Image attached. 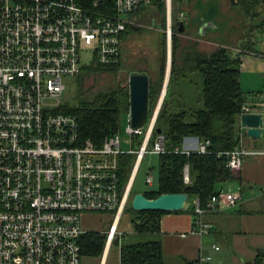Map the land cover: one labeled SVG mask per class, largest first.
Listing matches in <instances>:
<instances>
[{
  "label": "built area",
  "instance_id": "2783aa9c",
  "mask_svg": "<svg viewBox=\"0 0 264 264\" xmlns=\"http://www.w3.org/2000/svg\"><path fill=\"white\" fill-rule=\"evenodd\" d=\"M161 1L168 59L171 0ZM177 1L181 6L176 15L183 25L184 4L191 0ZM141 6L153 11L150 0H0V264H79L82 211H111L100 263L113 235L124 233L116 222L139 160L144 152L163 150L159 131L147 145L158 100L144 126H132L127 109L123 126L98 144L79 135L73 114L53 107L62 99L63 77H74L81 60H118V33L126 24H138L130 16ZM244 110L260 112L262 125L264 100L241 107L236 115L239 140L217 151L234 173L244 151L239 122ZM208 141L196 139L193 148L204 151ZM122 150L135 154L126 179L119 183L116 154ZM183 172L186 176V164ZM151 179L146 173L144 181ZM260 190L264 192V186ZM238 198V185L219 187L206 205L221 208ZM192 209L193 229L208 230L210 223L199 217L202 206L197 199ZM208 257L199 256L198 264H206Z\"/></svg>",
  "mask_w": 264,
  "mask_h": 264
},
{
  "label": "trees",
  "instance_id": "16d2710c",
  "mask_svg": "<svg viewBox=\"0 0 264 264\" xmlns=\"http://www.w3.org/2000/svg\"><path fill=\"white\" fill-rule=\"evenodd\" d=\"M150 1L153 4L150 20L157 23L161 33L158 65L153 76L145 71H136L144 72L148 76L146 118L155 104L161 86L165 58L162 31L163 4L161 0ZM259 3L262 4L264 10V0H237L236 3L227 0L225 5L228 9L231 7L236 15L241 17L247 15L243 22V36L239 44L242 49L255 51L252 48L253 39L257 34L264 33V16L256 8ZM180 6L181 2L171 0L170 59L167 84L156 111L154 126L147 139V145H150L155 134L154 127L158 126L159 132L162 134L163 150L155 152V185L148 188L143 187L139 191L146 196H154L162 191H186L188 195L185 200L195 196L198 205L205 207L210 194L219 188L216 186V182L231 180L235 176L234 172H231L225 165L224 154H217V151L229 148L239 140L236 115L245 103V96L251 90L242 88L240 84L239 51H231L220 44L200 49L194 42L181 43L179 36L185 29L183 28L182 32L176 31L178 22L176 12ZM149 12L145 10L144 15ZM237 25V22L233 23V26ZM139 29L138 25L126 24L118 33L119 40H122L128 33ZM119 65V58L115 63L108 64L96 62L92 56L81 60L79 70L73 77L76 85L75 100L69 101L62 98L53 107L55 110L73 114L79 135L90 138L96 144L102 140L104 135L120 126L119 113L124 112L128 105V87L127 83H114L104 86V88L94 89L90 88L88 84H83V81L90 73L115 72ZM192 72H196L200 76L198 104L177 98H182L184 93L189 90L174 91L171 88L173 84L178 86L182 84L187 87L188 83L190 84L192 81L188 74ZM172 95H175V98H172ZM136 137V134L131 135V142L135 143ZM189 137L208 138L206 149L198 151L193 147L184 146V140ZM174 146H177L178 149H173ZM134 154V151L127 150L119 151L116 154L119 183H123L126 179ZM141 159L142 156L137 168ZM184 164H186V178L183 172ZM132 182L133 179L129 188V197L122 206L116 226H119L122 212L127 211L128 221L133 231L157 232L160 213L180 208L131 207L129 198L131 193L137 190L133 187ZM223 187L233 188L235 186ZM105 229L87 228L82 230L78 236L80 253L100 254L105 242ZM116 238L117 236L113 235L110 241L117 242ZM262 253L261 249H257L253 257L244 261L243 264H261ZM188 262L191 264V260ZM117 264H162L159 237L120 241Z\"/></svg>",
  "mask_w": 264,
  "mask_h": 264
},
{
  "label": "crops",
  "instance_id": "0c3cea01",
  "mask_svg": "<svg viewBox=\"0 0 264 264\" xmlns=\"http://www.w3.org/2000/svg\"><path fill=\"white\" fill-rule=\"evenodd\" d=\"M212 1L191 0L184 5L187 17L183 24L185 31L180 35L200 49L220 44L231 51H239V79L243 73L252 74L255 78L252 83L246 82V90L252 92L247 93L244 104L264 100V33L254 37L252 46L255 51L242 49L239 44L243 30L239 36L229 33L235 20L227 26L216 24L213 18L216 9ZM222 2L227 4V0ZM225 10L228 9L225 7ZM262 119L258 136L242 135L244 151L234 178L216 182L217 187L238 185V200L221 208L202 206L199 217L210 223L208 230L197 232L193 229L195 196L185 200L178 210L160 213L157 236L161 243L162 264H190L189 260L191 264H198V258L203 254L209 255L206 264H243L253 257L257 249L263 252L261 264H264V192L260 190L264 186V116ZM195 140L186 138L183 145L194 147ZM244 184L249 189L243 193L241 187Z\"/></svg>",
  "mask_w": 264,
  "mask_h": 264
},
{
  "label": "rangeland",
  "instance_id": "374dc122",
  "mask_svg": "<svg viewBox=\"0 0 264 264\" xmlns=\"http://www.w3.org/2000/svg\"><path fill=\"white\" fill-rule=\"evenodd\" d=\"M214 7L216 12L214 14V19L216 24L224 23L226 25L230 21H237V26H231L229 29L230 34H235V36H239L242 34V30L244 28L243 22H245V17H241L236 15L231 7L226 11L225 5L222 0H213ZM185 5V4H184ZM256 8L261 12V15L264 16V10L261 3H259ZM148 10L146 6H141L139 14L133 13L130 18L134 21H137V25L139 26V30L132 31L128 33L120 42L119 46V61L120 65L115 72H94L87 75L83 81V84H88L90 88H104L109 84H125L127 83V75L131 72L136 71H145L150 76H153L154 70L158 65L159 52H160V28L157 26V23H154L150 20L151 11L144 15V11ZM233 23H236V22ZM242 21V22H241ZM245 25V24H244ZM181 43H186V38L183 35H180ZM232 39V38H231ZM164 68H163V77L165 68H169V59L170 54L167 59L166 55V44L164 41ZM254 48V46H252ZM170 50V48H169ZM168 63V65H167ZM168 75V74H167ZM188 77L191 78V83H188V86L185 87L182 84H173L171 88L174 91H180L181 89L189 90L187 93H184L182 98L177 97L179 100H189L193 103L198 104V84L200 81V76L196 72H192L188 74ZM71 76L63 77V82L65 84L64 89L61 91L60 98H64L69 101L75 100V82ZM255 80L252 74L243 73L240 75V83L242 88H247L249 83H252ZM164 78H162L161 85L163 84ZM167 82V80H166ZM165 82V87L166 83ZM248 84H247V83ZM164 87V90H165ZM161 86L158 90V94L156 99L159 98ZM163 90V92H164ZM183 90V91H184ZM163 94V93H162ZM186 96V97H185ZM162 98V96H161ZM172 98H175V95H172ZM161 100V99H160ZM160 103V102H159ZM159 106V104H158ZM128 109V105L126 110ZM125 110V111H126ZM125 111L119 113V123L122 127L125 123ZM264 116V115H263ZM144 121L142 126L145 125ZM264 131V128H263ZM146 173H149L152 176L151 183H146L144 181V176ZM155 176H156V153L155 152H144L142 155V159L140 164L135 171L133 178V187L137 190H141L143 187H153L155 185ZM249 189L247 185L244 184L241 187V191H246ZM244 193V192H243ZM128 212L123 211L121 218L119 219L118 228L124 231L123 234L119 236L117 242L110 241L106 248L103 263L102 264H117L118 258V245L120 241H127L132 239H143L147 237L157 236V232H135L131 229V225L128 221ZM111 217V211H82L80 213V224L84 229L87 228H98L104 229L107 227L109 220ZM102 252L100 254L90 255V254H81L80 263L79 264H99ZM167 257V256H166Z\"/></svg>",
  "mask_w": 264,
  "mask_h": 264
},
{
  "label": "water",
  "instance_id": "95a60500",
  "mask_svg": "<svg viewBox=\"0 0 264 264\" xmlns=\"http://www.w3.org/2000/svg\"><path fill=\"white\" fill-rule=\"evenodd\" d=\"M182 22H177V32L183 29ZM168 65V63H167ZM168 66L164 71V81L159 92L158 104L160 102L165 82L167 80ZM128 87V111L129 121L132 126H139L146 118L147 111V90L148 76L144 72H131L127 75ZM261 113L252 111H242L239 113V122L243 126V134L258 136L261 130ZM159 131V127H154ZM186 178V176H184ZM188 193L186 191H162L154 196H146L141 191L136 190L131 193L129 204L133 208H181ZM104 249V248H103Z\"/></svg>",
  "mask_w": 264,
  "mask_h": 264
}]
</instances>
